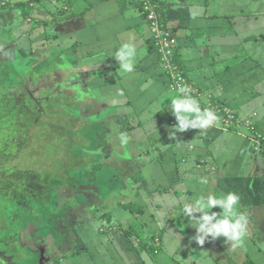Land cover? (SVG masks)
<instances>
[{"label":"crops","instance_id":"obj_1","mask_svg":"<svg viewBox=\"0 0 264 264\" xmlns=\"http://www.w3.org/2000/svg\"><path fill=\"white\" fill-rule=\"evenodd\" d=\"M155 1L176 39L170 55L159 50L139 0H0V68L52 58L51 102L73 103L74 121H86L89 132L105 126L95 145L87 140V161L99 154L101 169L118 174L105 192L94 190L97 183L87 192L76 221L81 244L68 241V229L56 249L63 264H264V148H253L264 143V0ZM123 43L137 52L126 74L114 58ZM176 75L217 115L212 126L175 129ZM16 100L34 115L30 125L43 118L38 97L34 106ZM229 192L247 219L243 247L223 236L199 245L185 205Z\"/></svg>","mask_w":264,"mask_h":264},{"label":"rangeland","instance_id":"obj_2","mask_svg":"<svg viewBox=\"0 0 264 264\" xmlns=\"http://www.w3.org/2000/svg\"><path fill=\"white\" fill-rule=\"evenodd\" d=\"M44 32L51 37L49 26ZM52 60L39 55L32 57L27 68L9 62L3 64L5 70L0 68V264H63V254L59 252L61 248L56 249L65 242L63 230L67 232L70 229L71 238L68 241L81 244L77 230L81 224L76 221L80 214L84 215L83 208L88 205L84 188L93 185L91 180L87 181V171H90L92 163L87 161V150H90L87 149V140L92 139L95 145L97 137L104 135L102 133L106 132V128L100 125L89 132L86 121H74L71 115L73 103L67 105L71 107V111H67L62 109L65 107L63 100H50L51 104L46 102L47 96H53L52 86L56 81L54 75L52 79L48 76L54 71ZM29 71L32 76L27 85L30 87L24 85L19 89L20 93L18 90L13 92L11 87L16 82V86L19 82H26ZM32 94H37L40 103L47 109L43 118L39 114V121L30 125L34 115L24 112L16 98L20 96L24 104L34 106L32 102L36 98ZM80 107L75 110L78 119L84 116ZM51 117L57 118L52 124L48 121ZM21 134L24 138L20 137ZM51 134L54 136L52 139ZM60 135L61 143L58 142ZM41 139H48V142ZM70 153L72 160L68 156ZM98 155H92L94 162L103 161V157ZM61 170L66 171V176L59 178L66 181L58 186L61 189L66 186V190L62 192L52 186L51 193H48L49 179ZM114 171L109 166H103L96 174L94 190L102 193L106 191L104 185L107 182L114 185L112 180L117 174Z\"/></svg>","mask_w":264,"mask_h":264},{"label":"clouds","instance_id":"obj_3","mask_svg":"<svg viewBox=\"0 0 264 264\" xmlns=\"http://www.w3.org/2000/svg\"><path fill=\"white\" fill-rule=\"evenodd\" d=\"M137 52L131 43H123L115 52L114 58L119 64L121 74L131 73L135 69ZM180 94L170 102L172 114L177 121L175 129L184 132L189 129H206L218 121L217 115L210 109H202L200 102L190 95L191 89L186 85H180L177 89ZM175 132L170 133L174 138ZM201 183H207L202 179ZM240 197L236 193L229 192L226 195H201L193 204L185 205L184 214L190 222H195L197 229L194 239L199 245L211 237L216 240L223 236L225 242H231L232 248L243 247L247 234V219L238 211ZM221 209V212H211L213 208ZM199 213L197 218L194 214Z\"/></svg>","mask_w":264,"mask_h":264},{"label":"built area","instance_id":"obj_4","mask_svg":"<svg viewBox=\"0 0 264 264\" xmlns=\"http://www.w3.org/2000/svg\"><path fill=\"white\" fill-rule=\"evenodd\" d=\"M142 3L141 10L144 14V17L149 22L154 36L156 38L157 46L160 51H163L166 55H170L173 45L176 43L175 37H171L167 29L164 28V25L159 21V16L157 13V4L155 0H139ZM185 81L179 75L173 79V84L171 89H178V86L182 85V82ZM232 117V115H229ZM253 148L257 152H261L264 148V143L257 140L253 141Z\"/></svg>","mask_w":264,"mask_h":264},{"label":"trees","instance_id":"obj_5","mask_svg":"<svg viewBox=\"0 0 264 264\" xmlns=\"http://www.w3.org/2000/svg\"><path fill=\"white\" fill-rule=\"evenodd\" d=\"M28 74H30V71H29V73ZM31 81V80H30ZM25 82V81H24ZM24 82H19V85H17L16 86V84H14L13 85V87H11L12 88V90H13V88H14V90H19L20 88H18V87H22V85L23 84H25L26 83V85L29 83V79H27L26 80V82L24 83ZM17 83V82H16ZM22 83V84H21ZM34 98H36V97H38L37 96V94L35 95L34 94V96H33ZM66 97H68V96H66ZM47 98H49V99H47L46 100V102H50V98L51 97H47ZM37 101V100H36ZM48 102V103H49ZM71 102H69V104H70ZM62 109H67V111H71L68 107H67V105L65 106V107H63ZM62 109L60 110V112L62 111ZM56 118V117H55ZM61 137H62V135H60V138H58V142L59 143H61L63 140L61 139ZM51 138V137H50ZM52 139V138H51ZM42 140V139H41ZM42 141H45V142H48V139H44V140H42ZM50 141V140H49ZM58 147H61L60 145L58 146ZM68 156H69V158L71 157V160L73 159V155L70 153V154H68ZM42 161V160H41ZM90 166H91V169H90V171H87V181H89V180H91L92 182H93V185L95 186L96 185V183H97V172L101 169V163H97V162H92L91 164H90ZM65 173H66V171H64V170H61V171H59L56 175L55 174H53L54 176L51 178V179H49V181H48V187H47V192L48 193H51V187L52 186H54L53 188H56V189H59V190H61L62 192H64L65 190H66V186L63 188V189H61L59 186H58V184H60V183H64L66 180L65 179H62V178H59L60 176H66L65 175ZM70 180H72V179H70ZM67 181H68V179H67ZM73 183V182H72ZM66 185V184H65ZM77 184H75V186H76ZM85 189V191H86V193L88 192H91V187H89V189L88 188H84Z\"/></svg>","mask_w":264,"mask_h":264}]
</instances>
